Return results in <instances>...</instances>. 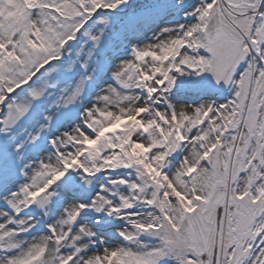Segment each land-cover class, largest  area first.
Masks as SVG:
<instances>
[{"label":"snow or ice","instance_id":"snow-or-ice-1","mask_svg":"<svg viewBox=\"0 0 264 264\" xmlns=\"http://www.w3.org/2000/svg\"><path fill=\"white\" fill-rule=\"evenodd\" d=\"M0 0V264H264V0Z\"/></svg>","mask_w":264,"mask_h":264},{"label":"rangeland","instance_id":"rangeland-1","mask_svg":"<svg viewBox=\"0 0 264 264\" xmlns=\"http://www.w3.org/2000/svg\"><path fill=\"white\" fill-rule=\"evenodd\" d=\"M148 0H130V7L128 12H131L134 8L138 9L141 5L147 3Z\"/></svg>","mask_w":264,"mask_h":264}]
</instances>
